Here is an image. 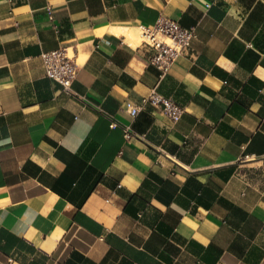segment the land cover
Listing matches in <instances>:
<instances>
[{
	"label": "crops",
	"instance_id": "crops-1",
	"mask_svg": "<svg viewBox=\"0 0 264 264\" xmlns=\"http://www.w3.org/2000/svg\"><path fill=\"white\" fill-rule=\"evenodd\" d=\"M160 16L197 33L163 77L113 31ZM152 88L177 123L124 111ZM0 264H264V0H0Z\"/></svg>",
	"mask_w": 264,
	"mask_h": 264
},
{
	"label": "built area",
	"instance_id": "built-area-1",
	"mask_svg": "<svg viewBox=\"0 0 264 264\" xmlns=\"http://www.w3.org/2000/svg\"><path fill=\"white\" fill-rule=\"evenodd\" d=\"M50 17L52 18L51 13ZM137 29L140 43L151 49L149 63L160 72L161 77L168 73L183 50L190 47L197 37L195 27L184 28L176 20L166 16H160L151 26L140 25ZM41 58L46 76L60 84L64 91L73 95L72 85L83 64L81 54L73 48H61L43 52ZM145 104L156 108L173 124L177 123L185 112L183 107L159 94L155 88L150 89L141 98L140 104L127 102L124 111L134 118ZM131 136L130 128L124 127V137L129 139Z\"/></svg>",
	"mask_w": 264,
	"mask_h": 264
},
{
	"label": "bare ground",
	"instance_id": "bare-ground-1",
	"mask_svg": "<svg viewBox=\"0 0 264 264\" xmlns=\"http://www.w3.org/2000/svg\"><path fill=\"white\" fill-rule=\"evenodd\" d=\"M117 29H114L113 31H114V34L115 33H117V34H122V35H124L125 36V38H126V42L130 45V46H132V47H137V45L140 43V42H138V40H135V39H133V35H132V33H130V30H128V29H118V27H116ZM116 34V35H117ZM120 35H117V36H120ZM121 35V36H122Z\"/></svg>",
	"mask_w": 264,
	"mask_h": 264
},
{
	"label": "rangeland",
	"instance_id": "rangeland-1",
	"mask_svg": "<svg viewBox=\"0 0 264 264\" xmlns=\"http://www.w3.org/2000/svg\"><path fill=\"white\" fill-rule=\"evenodd\" d=\"M128 30H129V29H128ZM130 33H132V35H133V39L138 40V42L141 41L140 36H139V30H138L137 28H135V29H131V30H130Z\"/></svg>",
	"mask_w": 264,
	"mask_h": 264
}]
</instances>
